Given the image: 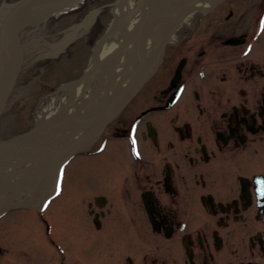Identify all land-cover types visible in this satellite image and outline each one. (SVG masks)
I'll return each instance as SVG.
<instances>
[{
	"label": "flooded vegetation",
	"instance_id": "1",
	"mask_svg": "<svg viewBox=\"0 0 264 264\" xmlns=\"http://www.w3.org/2000/svg\"><path fill=\"white\" fill-rule=\"evenodd\" d=\"M115 1L93 0L74 33L101 29ZM211 12L165 34L111 121L102 125V105L90 113L77 192L79 221L96 232L79 245L85 260L64 248L59 264H264V0Z\"/></svg>",
	"mask_w": 264,
	"mask_h": 264
},
{
	"label": "rangeland",
	"instance_id": "2",
	"mask_svg": "<svg viewBox=\"0 0 264 264\" xmlns=\"http://www.w3.org/2000/svg\"><path fill=\"white\" fill-rule=\"evenodd\" d=\"M22 1L24 0H0V22ZM92 1L86 4L84 0L76 10L47 16L32 30L24 33L25 69L6 111L0 117V139L24 134L34 127L45 98L61 85L82 76L94 47L110 25V20L114 18L113 7L103 9V15L98 20L101 29H91L92 33H89L88 27L87 30L84 29L86 22L82 20L90 14ZM112 1L114 0H96V8ZM220 7L218 5L216 9ZM205 14H195L184 24L182 31L189 30L188 27L198 23ZM212 14L210 12L208 16ZM78 24H83L84 28L79 29L74 38L75 42L70 44L71 30ZM89 37H92L90 42ZM4 42L1 39V47ZM81 164V158L74 162L70 169L72 174H67L65 186L67 188L72 184L71 190L63 191L59 197L51 200L48 209L43 213L44 222L30 209L12 211L0 218V248L3 250L0 264H59L64 248L85 260V253L78 249L79 245L93 244L90 238H93L91 234L96 230L88 229L86 235V230L79 221L81 197L77 191ZM48 184L50 182L47 180L42 189ZM72 186L75 188L72 189ZM47 216L53 225L54 237L45 224ZM56 242L61 246H56ZM90 256L92 259L93 255Z\"/></svg>",
	"mask_w": 264,
	"mask_h": 264
},
{
	"label": "bare ground",
	"instance_id": "3",
	"mask_svg": "<svg viewBox=\"0 0 264 264\" xmlns=\"http://www.w3.org/2000/svg\"><path fill=\"white\" fill-rule=\"evenodd\" d=\"M25 1V0H24ZM22 1L21 3H23ZM73 3L81 5L83 0H72ZM188 0H123L121 4L114 5V18L106 29L105 38L92 51V57L80 78L70 81L68 84L61 85L54 90L52 94L45 98L42 109L38 112L35 126L30 128L34 130L32 133V143L48 146L43 151L33 153H24L21 149H8L0 152V188L13 187L16 179L7 184L5 179L10 176L12 171L18 168H34L40 167L39 172L44 168L43 165L47 161L53 163L55 155L52 151L65 148L69 143L76 140L82 133L84 134L87 127L77 128L75 123L71 121L67 124L66 131L46 139L42 133L46 131L56 130L60 128L68 117H73L74 114L86 117V121L90 118V113L100 107L113 101L119 93L129 84L135 77V74L141 68V60L137 53V41L135 38L121 52L122 46L136 33L137 28L150 7L158 8L154 13L163 14L167 9L177 7L184 4ZM217 0H199L197 3L185 9L182 13L187 12V18L195 12L205 11L210 8ZM164 4V5H162ZM16 6L13 7V9ZM122 8V9H121ZM122 10V11H121ZM9 14V13H8ZM51 9L46 8H31L26 10L20 20L22 34L32 30L39 22L47 16H51ZM179 16V15H178ZM177 15L156 16L150 21V24L145 29L144 36V51L145 54L156 61L157 51L165 34L177 22ZM6 16L4 17V19ZM4 19L0 22L2 23ZM87 22V20H83ZM74 30V29H72ZM70 35V44H73L76 31H72ZM1 41V39H0ZM4 42L3 47L0 44V88L8 79V73L13 59V51ZM26 62V48H25ZM25 69V64L23 71ZM22 71V74H23ZM22 77V75H21ZM12 98V97H11ZM10 98V100H11ZM9 100V102H10ZM7 103V106L9 104ZM7 106L4 112L7 109ZM78 113V114H77ZM72 115V116H71ZM26 131V133L28 132ZM25 134V133H24ZM12 138V137H11ZM16 156H19L15 159ZM12 158V160H9ZM49 159V160H48ZM7 184V185H6ZM44 185V184H43ZM51 192V191H50ZM31 191H21L13 196L14 200L28 199ZM47 192H40L36 196L35 205L38 207L44 203L47 198ZM6 198L5 195H0V201Z\"/></svg>",
	"mask_w": 264,
	"mask_h": 264
},
{
	"label": "water",
	"instance_id": "4",
	"mask_svg": "<svg viewBox=\"0 0 264 264\" xmlns=\"http://www.w3.org/2000/svg\"><path fill=\"white\" fill-rule=\"evenodd\" d=\"M70 1L71 0H25L23 3L18 4L14 9H12L9 12V14L6 16L4 21L0 23V38L7 43V45L12 49L14 53L12 63L9 69L8 79L6 80L4 85H2V87L0 88V116L4 112L7 106V103L17 85V82L19 80V77L22 72L24 62H25V52H24V46L22 43L21 25H20L21 24L20 20H21L23 13L26 10L31 9V8H43V9L46 8V9H52V10L58 11L64 8L65 6H67ZM122 1L123 0H118L116 4H121ZM198 1L199 0H188L184 4L178 6L177 8L167 9L163 14H157L156 16L162 15V17H165V16L174 15V11L176 10L177 12L184 11L185 9L191 7ZM116 4L114 3V5ZM157 10L158 8H154V7H150L147 10V12L145 13L144 17L142 18L137 28L136 33L133 34L134 37L129 39L119 50V52H121L135 38V40L137 41L136 49L141 58L142 66L136 73L134 79L119 93L117 101L116 102L114 101L115 103L113 102L109 104L110 107L108 106L104 108V110L102 111L105 117L104 125L118 113L119 109L116 106L120 104L121 98L125 96L126 94H128L131 90L136 91L142 85V83L144 82L146 78L150 64L146 60V54L144 51L143 33L145 29L147 28V26L150 24V21L156 18L154 13ZM182 21H183V15L180 17L179 21L173 28V31L177 29V27L181 24ZM167 40L168 38L164 40V45L166 44ZM72 119H78V116L74 115L73 117L69 118L68 121H65L60 128H57L56 130L46 131L42 133V135L45 136L46 139H48V138H52L64 132L67 129V124ZM32 133H34V130H31L25 134H22L16 137L0 140V152L8 150V149L18 148V149H21V151H23L24 153L26 152L33 153L36 151H39V152L43 151L46 147H48L46 145L42 146L40 144L32 143L33 141ZM91 135H92V132H86V134L82 135L81 137L79 136L76 140H74L72 144H70V146L65 147L61 150L56 149L52 151L53 148H49L50 151L55 153L56 157L59 159L56 164V167H60L64 165V161L66 158L65 157L66 151L68 152L69 150H71L72 155L77 154L80 150V147H82L81 146L82 143L87 138H90ZM18 157L19 156H16L15 159H17ZM9 160H12V158H10ZM49 170L50 169L44 170L38 175H45ZM36 171L37 170H30L27 168H18L11 173V178H13L16 174H20V178L21 177L30 178L36 175L37 173ZM20 186H21V183L18 182L16 187L8 191L10 196L0 202V213L2 211H6L9 209H15L19 207L27 208L31 206L33 198L27 204L15 203L11 200L12 196L14 195V193L18 190ZM3 191L4 189L0 188V193Z\"/></svg>",
	"mask_w": 264,
	"mask_h": 264
}]
</instances>
